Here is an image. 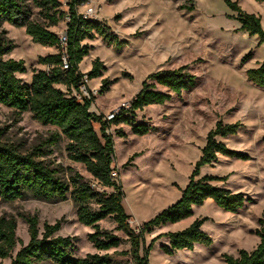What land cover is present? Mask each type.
Here are the masks:
<instances>
[{
	"label": "rangeland",
	"instance_id": "rangeland-1",
	"mask_svg": "<svg viewBox=\"0 0 264 264\" xmlns=\"http://www.w3.org/2000/svg\"><path fill=\"white\" fill-rule=\"evenodd\" d=\"M59 1L62 9L67 10L68 0ZM233 1H238L245 12L259 16L264 29V3ZM27 4L32 8V19H36L39 10L32 0H27ZM192 5L194 8L190 10ZM89 7L98 12L97 20L125 42L109 46L101 36L84 42L91 51L81 68L89 67L97 58L106 68L102 77L88 84L95 92L93 103L103 114L132 101L149 74L187 65L197 78L193 89L173 95L164 105H152L136 113L135 123L149 126L147 135L134 134L127 125L111 126L108 130L114 136V167L116 179L123 186V206L134 229L180 199L201 157L207 135L218 121L242 125L237 134L221 140L247 158L220 155L213 165L200 169L199 177L214 176L217 178L214 185L243 193L250 200L237 213L222 210L212 199L195 206L189 218L175 223L172 228L174 232L182 231L197 219L206 218L202 229L211 236L212 244L196 245L193 250L168 255L163 247L169 246V240L161 236L149 253V263L226 264L223 254L237 257L242 249L253 250L260 242L256 230L264 217V87L249 81L246 71L264 61V42L259 44L257 36H250L241 29L237 11L224 0H88L79 7V12ZM2 30L15 45L5 58L24 60L26 64L27 72L19 74L24 81L39 69V56L58 51L40 49L44 47L31 41L25 27L4 23ZM50 30L61 35L66 31V22ZM103 79L113 84L101 93ZM157 90L164 89L157 86ZM95 128L99 134V125ZM55 130L34 120L29 112L19 115L0 104V138L4 142L29 150L47 142ZM117 130L126 135L117 136ZM66 146L65 138L48 145L52 153L47 159L61 166L67 175V169L73 168L93 182L84 165L68 158ZM99 190L104 189L99 187ZM112 191L106 189L107 193ZM26 215L38 217L41 233L44 224L60 221L61 229L56 235L74 238V256L85 257L97 252L88 240L94 229L78 222L70 197L65 202H44L30 197L0 201V216L16 218V235L21 241L12 257L0 259V264H11L22 245L29 243L28 225L23 219ZM115 227L111 218L100 222L101 229L114 231ZM164 231L155 228L151 234H146L145 245L149 246L153 239L165 234ZM114 234L124 240L109 253L116 264H131L130 255L114 254L130 250L127 236L118 231Z\"/></svg>",
	"mask_w": 264,
	"mask_h": 264
},
{
	"label": "trees",
	"instance_id": "trees-1",
	"mask_svg": "<svg viewBox=\"0 0 264 264\" xmlns=\"http://www.w3.org/2000/svg\"><path fill=\"white\" fill-rule=\"evenodd\" d=\"M88 0H68L67 10L62 9L59 0H32L38 14L32 19L33 11L27 0H0V104L13 109L17 114L29 112L32 118L44 126L55 127L56 130L43 145L29 150L7 143L0 138V201L13 202L34 198L44 202H65L70 199L76 208L78 222L94 229L88 240L97 250L85 257L74 256V238L56 235L61 229V222L44 224V231L39 230L36 215L24 216L28 225L29 243L22 245L12 258L11 264H116L109 253L116 249L124 240L114 234L122 232L131 244L129 251L114 252L117 255H130L131 264H150L149 253L156 240L167 237L169 246L163 250L172 255L179 250H193L196 245L210 246L211 236L202 226L206 218L197 219L182 231L168 232L153 239L149 246L145 245V235L151 234L155 228L167 224H175L189 218L195 206H202L208 199L224 211L237 213L250 199L243 193L233 192L224 187L214 185V176L199 177L200 169L213 165L218 157L246 159L247 156L230 149L221 139L237 134L242 126L240 123L223 124L218 121L209 131L206 144L201 150V157L189 178V183L182 190L180 199L162 210L138 230L129 223L130 216L124 206V191L121 182L112 177L115 156L114 136L108 133L111 126L127 125L132 127L134 134L144 136L150 132L146 124H136L138 111L152 105H164L173 95L193 89L197 78L190 73L188 66L174 70L159 71L149 74L142 83L141 90L131 101L128 110H122L112 121L103 120L90 112L94 98L77 100L70 95L71 88H78L84 73L80 65L89 56L91 47L85 41L96 36L103 37L110 46L123 45L117 35L99 20H85L79 13V7ZM264 3V0H256ZM233 10L237 11V19L241 29L250 36H257L259 44L264 42V29L261 18L245 12L238 1L224 0ZM192 5L189 9H193ZM68 18V19H67ZM62 21L66 22L67 56L69 69L63 70L62 51L59 35L50 30ZM4 23L17 27H25L31 41L42 47L55 48L56 53L39 56L38 63L45 70H35L30 82L18 77L25 74L27 67L24 60L6 59L15 45L6 37L2 30ZM250 54L245 57L248 59ZM105 66L97 58L91 70L86 73L89 80L102 77ZM249 81L264 87V61L258 67L246 71ZM100 92H105L113 84L103 79ZM157 86L164 90H157ZM99 125V134L95 128ZM117 136L126 134L117 130ZM61 138L67 140L68 158L85 166L92 176L93 182L86 180L73 168H68V175L59 165H54L47 157L52 153L48 145H55ZM66 174V175H65ZM92 184L97 187L92 188ZM99 187L104 190H99ZM106 189H112L107 193ZM111 218L116 227L114 231L100 228V222ZM256 230L260 238L259 244L251 251L242 249L237 257L223 254L226 264H264V217L259 221ZM17 220L13 216H0V259L12 257V253L20 239L16 235Z\"/></svg>",
	"mask_w": 264,
	"mask_h": 264
},
{
	"label": "built area",
	"instance_id": "built-area-1",
	"mask_svg": "<svg viewBox=\"0 0 264 264\" xmlns=\"http://www.w3.org/2000/svg\"><path fill=\"white\" fill-rule=\"evenodd\" d=\"M82 17L85 20H97L98 19V12L92 8L89 7L83 12H79ZM68 19V18H67ZM60 39V46H61V51H62V59H63V70H68L69 69V64H68V56H67V36L66 33H62L59 35ZM90 80L87 76V74H84L82 80L79 83L78 88H71L70 90V95L75 97L77 100L82 101L83 99H91L93 98L92 95L95 94L94 90H90L88 88ZM131 107V101L130 102H123L121 103L118 107L114 108L107 114H103L100 109H98L94 103H92L90 107V112L95 113L98 116L103 115V120L105 121H112L118 116L122 110H128ZM112 177L117 178V172L116 170H113L112 172ZM97 187L96 184H92V188ZM129 223H131V220H129ZM139 229V228H138ZM136 229V230H138Z\"/></svg>",
	"mask_w": 264,
	"mask_h": 264
},
{
	"label": "crops",
	"instance_id": "crops-1",
	"mask_svg": "<svg viewBox=\"0 0 264 264\" xmlns=\"http://www.w3.org/2000/svg\"><path fill=\"white\" fill-rule=\"evenodd\" d=\"M45 48V49H44ZM44 48H40V49H43V51H52V49H54V48H49V47H44ZM51 53H56V51L55 52H49L48 54H51ZM47 55V54H46ZM45 56V55H44ZM87 58V57H86ZM85 58V59H86ZM84 59V60H85ZM82 64V63H81ZM92 68V64L89 66V67H86V68H81V65H80V71L82 72V73H88L89 71H90V69ZM46 69V67L45 66H42V65H40V67H39V69L38 70H45ZM33 75V74H32ZM32 75L29 77V79L28 80H25L26 82H30L31 81V78H32ZM18 77H19V74H18ZM95 80H97V79H93V80H91V81H95ZM164 209H166V208H164ZM163 209V210H164ZM162 211V210H161ZM161 211H159L158 213H160ZM157 213V214H158ZM156 214V215H157ZM155 215V216H156ZM174 224H167V225H165V226H162V227H160L159 229L161 230V231H164L163 229H165V231H164V233H167V232H174V230H173V228H172V226H173ZM177 225H179V224H177Z\"/></svg>",
	"mask_w": 264,
	"mask_h": 264
}]
</instances>
